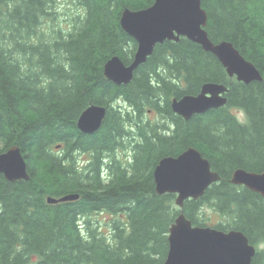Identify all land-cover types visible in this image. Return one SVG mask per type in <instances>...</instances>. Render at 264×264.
Masks as SVG:
<instances>
[{
  "label": "trees",
  "instance_id": "trees-1",
  "mask_svg": "<svg viewBox=\"0 0 264 264\" xmlns=\"http://www.w3.org/2000/svg\"><path fill=\"white\" fill-rule=\"evenodd\" d=\"M154 1L72 0L77 15L52 30L59 0H0V154L18 146L30 176L10 182L0 174V264H164L176 218L183 212L206 227L205 205L225 219L213 227L242 231L257 248L253 264H264V198L231 183L237 169L264 172V0H202L209 38L232 43L262 82L229 77L215 55L181 38L158 44L129 84L116 85L105 64L118 56L129 65L137 49L122 12ZM210 82L229 88L224 107L189 120L174 113L173 99ZM92 105L107 114L90 135L77 124ZM189 147L221 180L180 210L176 195L156 193L153 172ZM107 154L116 157L102 174ZM70 194L80 199L48 203ZM102 213L115 216L109 234Z\"/></svg>",
  "mask_w": 264,
  "mask_h": 264
},
{
  "label": "water",
  "instance_id": "water-1",
  "mask_svg": "<svg viewBox=\"0 0 264 264\" xmlns=\"http://www.w3.org/2000/svg\"><path fill=\"white\" fill-rule=\"evenodd\" d=\"M208 14L202 0H155L146 9L124 10L122 29L138 43L134 60L130 65L114 56L105 64L106 78L116 85L129 84L136 71L153 54L158 44L179 41L185 37L215 55L230 77L246 84L263 81L258 69L230 42L215 44L206 30ZM228 88L223 84L207 83L198 95H187L172 102L173 111L186 120L194 115L218 109L227 103L223 95ZM107 111L104 106L88 107L78 120V128L86 134H94L103 125ZM0 174L8 181L27 180L26 159L18 146L0 154ZM221 177L214 172L210 162L194 149L179 159L172 157L160 161L154 170L158 195L176 194V205L182 210L185 201L198 200ZM232 183L244 185L264 198V172H248L237 169ZM78 194L60 199L50 198L49 203H66L79 200ZM257 249L239 230L223 231L210 226H194L182 212L169 230V252L164 264H253Z\"/></svg>",
  "mask_w": 264,
  "mask_h": 264
},
{
  "label": "rangeland",
  "instance_id": "rangeland-1",
  "mask_svg": "<svg viewBox=\"0 0 264 264\" xmlns=\"http://www.w3.org/2000/svg\"><path fill=\"white\" fill-rule=\"evenodd\" d=\"M52 11L54 13L52 16L57 22L52 28V30H54V29H57L58 23L61 24L60 27L67 28L71 24L72 19L79 12V9L74 5L72 0H59L58 3L54 4V9H52ZM52 24L53 23H51V25ZM44 30L45 32L48 33L49 25H46L44 27ZM231 111L233 112V114L237 115L240 120L242 121L246 120L244 112L241 111L240 109L232 108ZM125 152H129V150H125ZM116 155L118 159H123V158L125 159V153L124 151H122V148H117ZM83 160H85V157L81 156L79 162L83 163ZM204 213H205L204 219L206 220L205 223H207L208 226H213L221 222H225V219L222 218L220 214L216 213L212 208L206 205L204 207ZM96 218L99 219L100 223L104 225V229H103L104 233L109 234L110 228L107 225H109L110 222L113 221L115 216L107 214V213H102V214L96 215ZM261 248L263 247L260 246L259 249Z\"/></svg>",
  "mask_w": 264,
  "mask_h": 264
},
{
  "label": "bare ground",
  "instance_id": "bare-ground-1",
  "mask_svg": "<svg viewBox=\"0 0 264 264\" xmlns=\"http://www.w3.org/2000/svg\"><path fill=\"white\" fill-rule=\"evenodd\" d=\"M154 2H155V1H154ZM153 4H154V3H153ZM125 10H126V9H125ZM123 12H124V11H123ZM123 12H122V13H123ZM121 16H122V15H121ZM121 27H122V26H121ZM181 38H185V37H181ZM186 39H187V38H186ZM174 42H178V41H174ZM223 42H224V41H223ZM226 42H227V41H226ZM137 48H138V43H137ZM136 51H137V49H136ZM135 53H136V52H135ZM134 56H135V55H134ZM133 60H134V58H133ZM132 62H133V61H132ZM132 62H131V63H132ZM131 63H130V64H131ZM145 63H146V62H145ZM130 64H129V65H130ZM104 68H105V66H104ZM258 71H259V70H258ZM226 72H227V71H226ZM104 73H105V70H104ZM227 74H228V73H227ZM260 74H261V73H260ZM261 76H262V75H261ZM229 77H230V76H229ZM234 77H236V79H237V76H234ZM234 77H231V78H234ZM237 80H238V79H237ZM239 82H240V81H239ZM210 83H211V82H210ZM243 83H244V82H243ZM206 84H207V83H206ZM215 84H217V83H215ZM245 84H246V83H245ZM249 84H250V83H249ZM204 85H205V84H204ZM204 85H203V86H204ZM223 85H224V84H223ZM203 86H202V87H203ZM225 86H226V85H225ZM226 87H227V86H226ZM227 88H228V87H227ZM201 89H202V88H201ZM228 91H229V88H228ZM228 91H227L226 93H228ZM200 92H201V91H200ZM226 93H225V94H226ZM225 94L223 95L224 97H226ZM186 96H187V95H186ZM182 98H183V97H182ZM180 99H181V98H180ZM226 99H227V97H226ZM173 100H174V99H173ZM173 100H172V102H173ZM227 101H228V100H227ZM226 104H227V103H226ZM226 104H225V105H226ZM171 107H172V103H171ZM223 107H224V106H223ZM105 108H106V107H105ZM220 108H221V107H220ZM218 109H219V108H218ZM172 110H173V108H172ZM106 111H107V108H106ZM209 111H210V110H209ZM174 113H175V112H174ZM203 114H204V113H203ZM177 115H178V114H177ZM197 115H199V114H197ZM185 120H186V119H185ZM80 131H81V130H80ZM81 132H82V131H81ZM97 132H98V131H97ZM97 132H95V133H97ZM95 133H94V134H95ZM85 134H86V133H85ZM90 135H91V134H90ZM190 149H194V150H196L197 152H199V153L202 155V157H203L204 159H206V160L209 161V159L206 158V157H204V155L202 154V152H201L200 150H198L197 148H195V147H189L188 149H186L185 151H183L182 153H180V154L177 155V156H172V155H171V156H166V157H163L161 160H163V159H165V158H168V157H172V158H174V159H179V158H181L182 156H184L185 154H187V152H189ZM161 160H160V161H161ZM160 161L158 162V164L160 163ZM209 162H210V161H209ZM26 164H27V163H26ZM158 164L156 165V167L158 166ZM210 165H211V163H210ZM156 167H155V169H156ZM211 168H212V166H211ZM155 169H154V170H155ZM235 171H236V170H235ZM235 171H234V172H235ZM214 172H215V171H214ZM234 172H233V173H234ZM27 174H28V170H27ZM153 174H154V172H153ZM28 177L30 178L29 174H28ZM29 178H28L27 180H29ZM231 180H232V179H231ZM20 181H22V180H20ZM10 182H11V181H10ZM231 183H232V181H231ZM240 186H244V185H240ZM244 187H245V186H244ZM246 188H247V187H246ZM247 189H248V188H247ZM155 190H156V189H155ZM156 193H157V192H156ZM165 195H166V194H165ZM173 195H176V194H173ZM160 196H163V195H160ZM50 198H54V197H48L47 200L50 199ZM176 198H177V195H176ZM201 198H202V197H201ZM55 199H57V198H55ZM189 200H190V199H189ZM192 200H193V199H192ZM198 200H199V199H198ZM196 201H197V200H196ZM48 203H49V202H48ZM175 203H176V200H175ZM49 204H52V203H49ZM57 204H58V203H57ZM176 219H177V218H176ZM172 225H173V224H172ZM170 228H171V227H170ZM241 232H242V231H241ZM168 239H169V238H168ZM248 239H249V238H248ZM167 257H168V255H167ZM166 260H167V258H166ZM166 260H165V261H166ZM164 263H165V262H164Z\"/></svg>",
  "mask_w": 264,
  "mask_h": 264
},
{
  "label": "flooded vegetation",
  "instance_id": "flooded-vegetation-1",
  "mask_svg": "<svg viewBox=\"0 0 264 264\" xmlns=\"http://www.w3.org/2000/svg\"><path fill=\"white\" fill-rule=\"evenodd\" d=\"M181 39V38H180ZM168 41V40H167ZM180 41V40H179ZM83 157H85V160H83V164H85L87 161H88V156H90L88 153H84L83 155H82ZM116 157V156H115ZM114 157V158H115ZM114 158H112V155H110V154H107L106 155V157H104V160H103V162H102V167H103V169H102V174L103 173H105V172H107L106 170H108L107 169V167L109 166V165H111L112 164V161H114ZM91 160V157L89 158V161Z\"/></svg>",
  "mask_w": 264,
  "mask_h": 264
}]
</instances>
